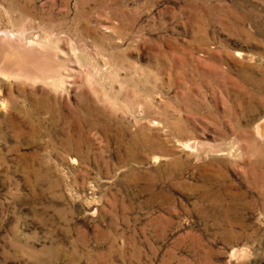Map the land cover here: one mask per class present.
<instances>
[{"label": "rangeland", "instance_id": "1", "mask_svg": "<svg viewBox=\"0 0 264 264\" xmlns=\"http://www.w3.org/2000/svg\"><path fill=\"white\" fill-rule=\"evenodd\" d=\"M0 264H264V0H0Z\"/></svg>", "mask_w": 264, "mask_h": 264}, {"label": "bare ground", "instance_id": "2", "mask_svg": "<svg viewBox=\"0 0 264 264\" xmlns=\"http://www.w3.org/2000/svg\"><path fill=\"white\" fill-rule=\"evenodd\" d=\"M256 130H257V134L259 136H262L263 135V126L262 125H259Z\"/></svg>", "mask_w": 264, "mask_h": 264}]
</instances>
